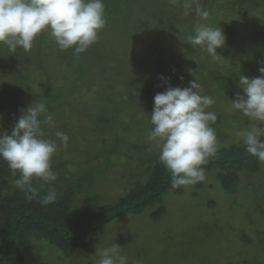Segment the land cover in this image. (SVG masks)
I'll return each mask as SVG.
<instances>
[{"label":"trees","instance_id":"obj_1","mask_svg":"<svg viewBox=\"0 0 264 264\" xmlns=\"http://www.w3.org/2000/svg\"><path fill=\"white\" fill-rule=\"evenodd\" d=\"M185 2L178 0L173 5L169 0H104L105 27L98 40L79 55H74L71 48L60 50L46 31L36 37L28 52L18 48L12 53L0 44V133H11L23 114L21 109L26 110L39 100L46 103L55 123L52 128L45 126L46 137L56 139V131L69 137L67 147L57 140L58 149L52 158L57 180L51 184L33 180L40 196L55 188L57 199L48 205H42L39 196L28 201L13 183L19 173L13 177L7 162L0 158V264H49L35 241L55 245L65 257L77 250L90 251L94 249L95 237L109 223L140 213L148 205L163 203L172 189L170 171L159 162V149L141 139L158 92L169 85L189 87L190 81L197 80L202 94L218 97L209 109L219 112L213 124L217 127L225 122L224 110L230 108L229 101L236 99L237 93L243 94L239 75L260 77L259 66H253L251 55L243 57L241 65L234 56L227 65L233 70L227 71L206 50L187 42L193 26L201 22L195 6L188 15L184 14ZM201 4L206 10L210 6H226L234 11L233 21L239 24L230 34L216 15L210 13L204 20L213 27L222 26L226 40L217 52L260 49L259 44L253 49L247 47L252 35L246 22L247 18L264 15V0H201ZM128 36L130 44L143 40L140 48L149 54L148 62H143L140 69H130L128 57L120 51ZM243 38H248L245 46ZM117 39L121 43L115 48ZM98 141L103 144V151L96 154L103 155L108 166L116 160L123 163L127 152L145 150L146 179L132 180L127 176L125 193L113 203L94 201L91 186L103 175L96 162L84 174L66 181L71 178L67 156ZM202 167L217 171L223 189L234 192L242 182L243 172H258L264 163L247 153L240 140L220 145L217 154ZM82 194L85 203L81 202ZM163 210L161 206L156 216Z\"/></svg>","mask_w":264,"mask_h":264},{"label":"clouds","instance_id":"obj_2","mask_svg":"<svg viewBox=\"0 0 264 264\" xmlns=\"http://www.w3.org/2000/svg\"><path fill=\"white\" fill-rule=\"evenodd\" d=\"M169 3L175 5L178 0ZM193 6L200 20L208 19L210 13L202 7L201 0H186L184 14L188 15ZM105 24L104 0H0V44L12 53L18 48L30 51L36 37L46 31L60 50L71 48L74 55H79L98 40ZM225 40L222 28L208 23H196L192 34L186 37L194 48L206 50L212 59L217 58V48ZM258 70L264 74V66ZM161 79L166 78L161 76ZM189 84L183 88L169 85L154 96L147 134V140L159 149V162L170 171L173 189L205 181L202 165L220 148L211 126L217 121V114L209 111L215 99L202 94L203 88L197 80ZM239 87L243 94L237 93L236 99L231 100V109L252 123L248 128L238 129L235 136L242 140L247 153L264 163V139H261L264 137V75L249 78L241 74ZM21 112L11 133H0V158L7 162L13 177L19 173L13 183L28 201L39 196L41 204L48 205L57 199L55 188L40 196L33 180L44 184L57 180V173L52 170L57 140L67 147L69 137L63 131L55 132L56 139L46 137L45 126H55L46 103L38 100ZM98 255L97 264H127L128 260L117 244L98 250Z\"/></svg>","mask_w":264,"mask_h":264},{"label":"rangeland","instance_id":"obj_3","mask_svg":"<svg viewBox=\"0 0 264 264\" xmlns=\"http://www.w3.org/2000/svg\"><path fill=\"white\" fill-rule=\"evenodd\" d=\"M208 11L216 15L220 23L226 24L230 34L239 27L233 21L234 11H229L226 6H210ZM260 15V18H247L249 20L246 22L252 35L247 47L253 49L259 44L260 49L240 50L241 53L233 50L230 54L228 50H219L217 58L213 60L222 68L233 70L228 69L227 65L232 63L234 56L238 65H241L243 57L250 55L254 57V67L264 66V15ZM200 22L204 23V20ZM127 38L125 44L117 39L114 47L121 43L120 51L128 57L130 69H140L143 62H148L149 54L143 51L145 48H140L143 40L130 44L131 36ZM243 39L242 44L245 46L248 38ZM212 97L218 99L215 95ZM224 111L225 122L217 127L211 126L216 131L220 145L238 143L240 140L235 132L250 127L252 122L238 111L234 114L235 110L231 106ZM150 128L151 124L148 123L141 139L155 146L147 140ZM100 141L90 147L78 148L79 151L67 156V172L71 178H66V181L84 174L96 162L103 175L97 177L91 186L94 201L113 203L125 193L127 176L132 180L146 179L143 164L146 162L145 150L127 152L128 158L123 163L116 160L113 166H108L105 157L96 154L103 148ZM246 174L243 172L237 191L227 192L222 187L217 171L205 170V181L194 186H181L177 188L180 191L172 188L165 195L163 203L148 205L140 213H130L109 223L95 237L94 249L90 251L77 250L65 257L55 245L47 241H35L36 248L49 264H97L100 258L98 250L113 244L120 246L121 254L128 258L127 264H137L138 261H142V264H264V167L258 172ZM80 197L81 202L85 203V195ZM161 206L164 210L157 217Z\"/></svg>","mask_w":264,"mask_h":264}]
</instances>
